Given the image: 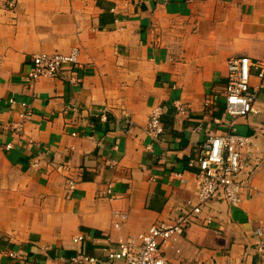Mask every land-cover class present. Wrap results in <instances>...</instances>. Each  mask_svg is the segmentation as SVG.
I'll list each match as a JSON object with an SVG mask.
<instances>
[{
    "label": "crops",
    "instance_id": "crops-1",
    "mask_svg": "<svg viewBox=\"0 0 264 264\" xmlns=\"http://www.w3.org/2000/svg\"><path fill=\"white\" fill-rule=\"evenodd\" d=\"M73 48L77 84L66 72L28 81L33 56ZM239 57L264 60V0H0V264H73L82 252L110 264L118 242L189 212L201 146L229 122L226 62ZM259 100L235 121L251 138L241 203L201 205L165 264H264ZM158 106L163 132L152 136Z\"/></svg>",
    "mask_w": 264,
    "mask_h": 264
},
{
    "label": "built area",
    "instance_id": "built-area-1",
    "mask_svg": "<svg viewBox=\"0 0 264 264\" xmlns=\"http://www.w3.org/2000/svg\"><path fill=\"white\" fill-rule=\"evenodd\" d=\"M78 49L73 48L64 54L37 55L29 62L30 71L27 79L31 84L39 79H54L63 72L70 75V84H77L73 74L78 66ZM252 79L258 80L257 84ZM264 94V60H251L248 57L230 58L225 66L224 113L229 117L226 131L217 137L210 138L201 146V157L197 161L199 173L195 176L197 189V205L189 204L190 211L177 217L172 225L156 224L135 238L118 242L116 250L107 254L110 264H165V255L169 250L180 253L186 228L192 222V217L200 214L201 205L206 202H224L238 206L244 197V186L237 181L244 163L242 153L251 144V138L238 135L235 131V121L257 113L260 96ZM173 107L178 114L186 115L188 110L179 102ZM26 110L21 116L28 120L32 115ZM163 108H154L147 122L146 131L152 136L162 134L161 116ZM10 149L9 146L6 147ZM174 180L186 184L182 175H174ZM113 184H107L104 198L113 200ZM70 190L74 184L69 183ZM120 218H124L120 216ZM119 230V226H116ZM257 236L264 237V227L256 231ZM74 244L84 242V237L72 239ZM260 260L264 262V242L256 245ZM15 259L16 254H9ZM73 264H99L101 261L85 255L83 252L71 261ZM33 264V263H29Z\"/></svg>",
    "mask_w": 264,
    "mask_h": 264
}]
</instances>
